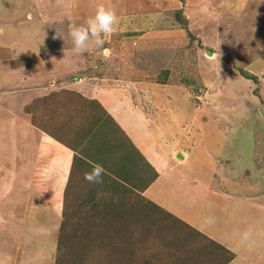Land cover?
I'll list each match as a JSON object with an SVG mask.
<instances>
[{
  "label": "rangeland",
  "instance_id": "374dc122",
  "mask_svg": "<svg viewBox=\"0 0 264 264\" xmlns=\"http://www.w3.org/2000/svg\"><path fill=\"white\" fill-rule=\"evenodd\" d=\"M100 1L106 8L114 10L119 18L115 34L105 37L104 48L110 52L108 58H105L102 49L94 47L84 54L73 52L72 41L62 39L70 38L65 21L67 16H64L66 14L63 15L64 20H60L61 22H51V26L42 27L38 22L41 12L35 7L30 9L34 18L28 19L29 26L25 27L19 26L26 18L22 17L23 20L18 21L20 13L23 16L25 14L23 9L14 8L0 14L3 16V22H0V62H3L0 63V72L11 73L12 69L25 67L26 61H15L16 50L19 48L33 50V46H38L42 42L37 50L38 59L33 58L32 62L28 63L38 69L35 77L39 80L40 88L46 85L43 87L50 89L49 83L46 82L47 73H76L60 80L61 84H54L52 86L54 88L60 89L63 84L70 87L68 82L71 80L73 83L79 82L78 90L84 91L90 85L88 94L82 91L74 92L75 88L65 93L63 92L67 89H60L56 94L51 92L38 99L37 96L30 99L34 94L32 91L27 92L28 95L22 98L23 89L8 91L9 89L0 87V264H54L57 256L56 243L63 223L65 190L70 192L68 198L74 199L69 200L73 206L81 205L82 201H85V194L92 187L84 177L77 174L71 176L69 172L62 196L61 211L60 207L58 211L55 207L44 209L33 205L36 201L32 197L33 192L29 187H25L29 180H32V175L28 171L27 181H24L22 173L29 167L25 165L27 158L22 156L23 147L20 148L18 142L12 141L22 137L24 126L26 128L34 126L32 124L34 118L31 120V107L40 106L50 98L48 104H45L47 109L43 111L46 116L41 117L44 118V121H41L43 125L44 122L47 124L45 128L53 130L60 127L65 120L74 123L81 119L77 118L79 114L90 112L88 108L82 109L83 102H97L100 96L112 91L109 89L112 83L118 84V88L122 83L120 88L124 86L125 89L127 87L129 89L132 73L138 74L139 81H145L144 85L176 87L169 97L172 109L170 104L165 102L148 111L143 109V112L148 120L158 119L154 121L155 124H151L152 132L156 131L157 137L161 134L157 129L160 124L170 122L174 127L183 128V139H189L188 142L180 145L179 141L177 143L171 141L165 145L176 149L183 158L185 157L181 152L188 156L187 166L191 170L187 177L189 180L206 181L209 175L216 177L219 161L224 159L222 165L224 173L220 174L227 180L224 187L237 184L236 194H243L248 190V186L250 191L253 187L259 194L264 192V0H202L201 9L205 12L198 8L199 2L195 3L192 0L190 4L189 0H61L59 3L62 6L54 5L56 8L53 10L59 9L65 13L70 9L71 14H75L72 17H75L76 25H82L94 16ZM2 12L3 10H0V13ZM46 12L52 13V8L49 7ZM176 12L186 21V27L182 28L177 23L174 17ZM188 16L190 18H187ZM166 19L180 29L175 45L178 51L173 53L169 52L170 47H163L171 46L169 43L173 41L141 42L157 40L163 30L161 25L160 29L158 28L157 21L164 22ZM210 27L214 30L212 34ZM62 29L64 33L59 32ZM131 37L137 38L133 40ZM21 39L31 41V44L15 48L16 41ZM180 39L182 41H179ZM39 51H43L41 57ZM235 67L250 73L256 81L245 79ZM27 68L35 73L32 68ZM24 69H21L20 73H25ZM83 75L87 78L81 80L79 77ZM157 80H163L164 84L157 83ZM71 93L80 96L81 100L77 106L64 100L65 96ZM126 93L127 97H132L129 92ZM180 95L184 96V100L180 101ZM39 99L41 100L37 101L38 103L35 102ZM132 100L133 106L141 105L134 98ZM154 100L155 98L153 102ZM154 111L155 117L151 118ZM171 111L174 115L188 113V117L177 123ZM38 116H42V113ZM161 116H167L165 122L159 120ZM51 121L56 126L50 123ZM159 121L162 123L159 124ZM147 128L146 125V131ZM204 147L208 149L207 155H211L209 156L211 159H207L206 154H197L205 151ZM218 150L221 154L219 152L220 155L215 156L214 152ZM236 153L253 164L243 168L244 159L236 157ZM172 159L180 162L174 155ZM212 159L215 168H212ZM20 167L26 169L22 170ZM181 170L182 167L174 173L180 175ZM13 171H16V175ZM143 192L141 196L145 198ZM261 197L264 200V196ZM132 235L134 237L139 233L133 232ZM172 240L174 241L172 248L170 249V246L167 248L174 251L173 255H177L175 248H183V243L175 241L174 238ZM116 243H120V247H124L125 244ZM202 243L203 248L208 250L207 242ZM145 245L144 242L136 248ZM152 251V248L146 247L141 248L138 253L151 255V264H159L154 260ZM216 253V264H220L225 255L221 252ZM105 257V251H101L95 261L99 259L97 264H107V260L104 261ZM163 261L160 264L168 262L167 258ZM206 263L211 264V261ZM91 264H94V261Z\"/></svg>",
  "mask_w": 264,
  "mask_h": 264
},
{
  "label": "crops",
  "instance_id": "0c3cea01",
  "mask_svg": "<svg viewBox=\"0 0 264 264\" xmlns=\"http://www.w3.org/2000/svg\"><path fill=\"white\" fill-rule=\"evenodd\" d=\"M192 1L195 3L199 2L200 5L198 8H202L203 5L200 3L203 2L202 0ZM59 2H61V0H0V10H3L0 14H5L14 8H16V10L23 9L25 14L23 16V14L20 13L18 21H22L26 18V21L23 20L19 26L25 27L29 26V23L27 22L28 19L32 20L34 18V14L30 12V9L31 7H35L41 12V17L38 20L40 27L44 25L51 26V22L55 21L61 22L60 20H64L62 18L67 16L65 21L68 25L67 28L69 29L71 25L76 24L75 17H72L75 14H71L69 11L70 9L66 10L67 12L65 13L59 11V9L53 10V8H56L54 5H61ZM190 2L191 0H189V4ZM189 4L187 5L188 7ZM49 7L52 8V13L46 12ZM201 11L204 10L201 9ZM189 16L187 18H190ZM2 19L3 16L0 15V22H3ZM157 22H159L157 23L159 26L158 28L160 29L161 25L163 29L159 33L160 37L157 40H146L141 42L156 41L155 43H157L160 41H173L169 43L171 46L164 45L163 47H170L169 52H175L178 49L175 45H177L178 42L177 35L180 31L179 26L174 27L169 19H166L164 22ZM210 29V33L212 34L214 31L213 27H210ZM59 32L64 33L65 31L62 29L59 30ZM133 38L137 37H131V39ZM219 38L220 37L218 36V39ZM63 39L71 41L70 38ZM49 40L53 41L52 38H49ZM179 41H182V39ZM41 43L42 42H40L38 46H33V50L25 48V50L22 48L16 50L14 53L16 55L15 61H26L24 64L25 67L16 70L12 69L10 70L11 73L0 72V87L3 86L2 89L7 88L9 89L8 91H10V89L16 90L17 88L23 89L21 90L22 98L28 95L27 92L32 91L34 94L30 99H33L36 96L37 99L42 98L49 95V93L51 94V92L56 94L60 89H67L63 93L71 91L73 88L76 89L74 92L82 91L85 92V94L90 93V85L86 87L84 91L78 90L79 82L73 83L72 80L68 82L70 87H66L64 84L60 89L52 87L56 83L61 84L59 83L60 80L69 78L71 74L74 75L76 73H47L48 78L46 79V82L47 84L49 83L50 89L48 90L43 87L46 85H43L42 88L39 87V80L35 77L38 69L28 65V63L32 62L33 58L35 60L38 59L37 50ZM15 44V48L21 46L25 47L30 45L31 41L21 39L17 40ZM171 49L174 50L171 51ZM39 52L41 57L43 51ZM0 63L3 64V62ZM27 67L32 68L35 73H32ZM23 68H25V73H20ZM132 74L129 89L128 87L125 89L124 86H122L123 89L120 88L122 85L121 83L119 88L122 90H120L117 87L118 84L114 85L112 83L111 88H109L112 91L105 96H100L97 103L100 104L119 129L126 134L127 138L131 141L137 151L157 174V178L143 192L145 199L165 210L181 222L197 230L201 235L227 251V254H230V260L226 264H264V200L261 197L262 195L264 196V192L259 194L257 193V189L253 187H251L252 191H250L248 186L246 192H243V194H236L235 190L238 188L237 184L224 187V184L227 182V180L221 177L224 173L222 169L224 159L222 161L215 160L220 163L216 177H211L209 175L206 181H197L194 179L189 180L187 177L191 170L189 166H187L188 156L184 152H181L185 158L181 155V159H179L180 162H176L172 157L173 155L176 157V155L180 153L177 152L176 149L169 147L167 144L165 145L166 142L171 143V141H174L175 143L179 141L180 145L188 142L189 139H183V128L181 126H179V128L177 126L174 127L170 122L160 124L162 122L159 121V126L161 128L158 126L157 129L161 134L157 137V134L155 133L156 131L152 132L153 127L151 124H155L154 121H157L158 119H153V121L148 120L143 112V109L148 111V109L154 108L159 104L163 105L165 102L169 103L170 109H172L173 106L169 97L172 90H175L176 87L166 85H157L154 87L152 84L144 85L143 83H145V81H139L140 76L138 74ZM79 78H87V76L83 75ZM115 82L117 81L115 80ZM152 89H154L155 92ZM105 90H107V88ZM126 92H129L132 97H127ZM132 98L139 101L141 105L139 107L133 106L132 103L134 102H132ZM154 98L155 100L153 102ZM179 98L181 101L184 96L180 95ZM147 101L148 104H146ZM155 113L156 111L153 112L151 118L155 117ZM20 117L25 119V117ZM166 117L167 116H161L159 120L165 122L164 120L167 119ZM172 117L176 119L177 123H181L182 120H184V117H188V113L183 114L182 112V114L179 115L173 114ZM50 123L53 122L51 121ZM53 124L56 126L55 123ZM146 125L148 127L147 131L145 129ZM45 126L46 125H44V127ZM46 128L48 131H52L54 134L56 133V127L53 130H50L48 127ZM60 138L66 140V145L68 142L70 143V141L67 140L68 137L60 136ZM12 141L16 143L18 142L20 148L23 147L22 156L27 158L25 165L26 167L29 165V167H27L28 169L25 171L23 169H26V167L20 168L23 170L24 181H27L29 172L32 175V180H29L25 186L32 190V197L36 199L34 203L33 201L31 203L35 206L44 207V209H46V207H52V209H54L55 207L56 210L60 207L61 211L62 196L71 169L74 152L34 126H29L27 128L24 126L22 137H20L19 140L12 139ZM208 143L209 142L207 141V144ZM204 149L205 151L198 152L197 154L207 155L208 149L205 147ZM219 152L221 154V151L218 150L214 152V155L219 156ZM206 155L205 157L207 159H211L209 157L211 155ZM238 156L239 155L237 154L236 157ZM239 158L243 157L240 155ZM243 159L245 166L243 168H248L253 164L252 161H247V158ZM29 160H31V162H29ZM213 164L214 160L212 159V165ZM180 167H182V172L180 175H177V173L174 172ZM213 167L215 168V165H213L212 168ZM212 168L210 169L211 171H213ZM13 173L16 175V171H13ZM47 213L49 214V212ZM209 218H214L211 224L208 223Z\"/></svg>",
  "mask_w": 264,
  "mask_h": 264
},
{
  "label": "trees",
  "instance_id": "16d2710c",
  "mask_svg": "<svg viewBox=\"0 0 264 264\" xmlns=\"http://www.w3.org/2000/svg\"><path fill=\"white\" fill-rule=\"evenodd\" d=\"M174 17L182 28L186 27L180 13L176 12ZM235 70L245 79L256 81L243 69L235 67ZM157 83L164 84V81L157 80ZM49 99L40 106L31 107L32 124L74 152L70 175L83 178L94 164L105 169L103 183L91 184L81 205L72 206L70 201L74 199L68 198L70 192L65 190L63 223L54 264H91L93 261L97 264L99 259L95 260L101 251H105L107 264H151V255L138 253L146 247L152 248L154 260L159 264L164 258L167 264H198L199 261L207 264L209 260L216 264V252L225 255L220 264L230 260V254L219 245L141 196L157 174L96 101L83 102L82 109L88 108L89 114H79L77 118L81 119L74 123L65 120L55 128L54 134L41 122L44 119L41 117L46 116L43 111ZM79 100L80 96L72 93L65 96V102L75 106ZM40 113L42 116H38ZM60 136L68 137L70 143L66 145V140ZM133 232L139 235L133 237ZM173 238L183 243V248H175L177 255L170 250ZM203 241L207 242L208 250L203 248ZM116 242H125L124 247ZM144 242L145 246L136 248Z\"/></svg>",
  "mask_w": 264,
  "mask_h": 264
},
{
  "label": "clouds",
  "instance_id": "9594fccd",
  "mask_svg": "<svg viewBox=\"0 0 264 264\" xmlns=\"http://www.w3.org/2000/svg\"><path fill=\"white\" fill-rule=\"evenodd\" d=\"M118 22L119 18L114 10L106 8L103 4H97L94 16L82 25L70 26L68 35L72 41L73 52L84 54L94 47L102 49L105 58H108L110 52L103 47L106 42L105 37L115 34ZM104 173L105 169L102 165L94 164L90 171L84 173V179L90 184H101ZM213 219L209 218L208 223L211 224Z\"/></svg>",
  "mask_w": 264,
  "mask_h": 264
},
{
  "label": "water",
  "instance_id": "95a60500",
  "mask_svg": "<svg viewBox=\"0 0 264 264\" xmlns=\"http://www.w3.org/2000/svg\"><path fill=\"white\" fill-rule=\"evenodd\" d=\"M176 157H177L178 159H181V155H180V154H177Z\"/></svg>",
  "mask_w": 264,
  "mask_h": 264
}]
</instances>
